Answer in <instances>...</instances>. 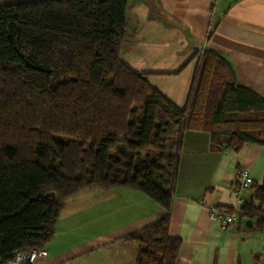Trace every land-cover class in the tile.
<instances>
[{
	"label": "trees",
	"instance_id": "1",
	"mask_svg": "<svg viewBox=\"0 0 264 264\" xmlns=\"http://www.w3.org/2000/svg\"><path fill=\"white\" fill-rule=\"evenodd\" d=\"M127 3L0 5V264L42 250L63 202L88 186L158 205L162 219L126 241L134 264H176L181 242L168 226L184 132L207 133L215 151L264 146V98L214 52L200 55L183 109L122 63ZM250 189L237 222L264 232V180Z\"/></svg>",
	"mask_w": 264,
	"mask_h": 264
},
{
	"label": "crops",
	"instance_id": "2",
	"mask_svg": "<svg viewBox=\"0 0 264 264\" xmlns=\"http://www.w3.org/2000/svg\"><path fill=\"white\" fill-rule=\"evenodd\" d=\"M126 22L120 60L146 74L148 84L177 108L187 104L198 59L205 51L222 58L239 85L264 98V0H128ZM181 152L168 226L169 235L181 242L176 264H260L264 232L251 231L253 221L242 219L222 229L209 214L211 209L236 213L250 200V188L236 191L237 176L248 172L254 185L262 183L264 146L244 144L238 151H215L207 133L186 131ZM99 189L101 201L93 203L105 210L92 211L83 197L69 209L66 205L74 199L64 201L53 238L42 249L46 257L34 264H75L89 257L96 261L100 255L108 264L135 263L137 247L126 238L160 221L164 212L139 192ZM75 207L73 214H64ZM65 216H73L79 225L87 221L92 228L106 229L94 233L90 242L65 243L68 227L58 233Z\"/></svg>",
	"mask_w": 264,
	"mask_h": 264
},
{
	"label": "rangeland",
	"instance_id": "3",
	"mask_svg": "<svg viewBox=\"0 0 264 264\" xmlns=\"http://www.w3.org/2000/svg\"><path fill=\"white\" fill-rule=\"evenodd\" d=\"M19 1H30V0H0V5L1 4H7V3H15V2H19ZM181 154H182V152H181ZM88 187L89 188L84 189L80 194H78L80 192L79 191L77 193V195L72 196V198L70 197L71 199H74V201H73L74 203H72V204L69 203V204L66 205V207L69 206L68 207V209H69V208L74 207L75 204L79 205L80 202L83 201L80 198L83 197L84 199L85 198L87 199L85 201L90 202V205L93 206L92 211H94L95 209H104L105 210L106 206H104L102 204L97 205V203H93V202L101 201L100 198L98 197V191H97V189H99V188H97L95 186H88ZM90 188H92V189H90ZM101 190L102 189H99V192L102 193ZM88 205H89V203H88ZM68 209H66V211ZM76 209H77V207L73 208L71 211H68L67 213H64V214H73ZM91 214H90V211H89L87 213V217L90 218ZM82 218L85 220L84 217H82ZM77 224L78 223L75 222V218H73V216H65L64 218H62V220L60 222V225H59L58 233L59 234L62 233L61 228L65 229L66 227H68L67 228V232H65V234L68 235V239L64 240L65 243H67L68 241H70L71 243L74 242L76 244L79 243V242H81L83 244L87 243V242H90L91 240H93L94 233H98V232L106 229V227H104L102 225H100V227L98 229L92 228L90 225H88L89 223L86 221V223L84 222L82 225L78 224V228L76 230L75 227L77 226ZM78 229H81V230H78ZM75 230H76V233H77L76 236L74 235ZM260 243H261L260 245L263 247L262 249L264 251V239H261ZM63 248H64L63 245L59 246V249H63ZM103 256L104 255H102V256L100 255L99 258H96V261H93L92 257H89V258H86V259H84V260H82V261H80L78 263H75V264H108L106 262L105 257H103ZM262 262H264V252L262 253L261 263L260 264H262Z\"/></svg>",
	"mask_w": 264,
	"mask_h": 264
},
{
	"label": "built area",
	"instance_id": "4",
	"mask_svg": "<svg viewBox=\"0 0 264 264\" xmlns=\"http://www.w3.org/2000/svg\"><path fill=\"white\" fill-rule=\"evenodd\" d=\"M237 177L239 184L236 191L238 193L250 188L254 184L253 179L248 172H240ZM209 219L218 224L222 229H225L237 221L238 215L235 212L211 209ZM45 257L46 253L43 250L16 251L11 262L13 264H34L37 259H43Z\"/></svg>",
	"mask_w": 264,
	"mask_h": 264
},
{
	"label": "water",
	"instance_id": "5",
	"mask_svg": "<svg viewBox=\"0 0 264 264\" xmlns=\"http://www.w3.org/2000/svg\"><path fill=\"white\" fill-rule=\"evenodd\" d=\"M50 196L52 197L53 195H52V194H46V195H45V198H48V197H50Z\"/></svg>",
	"mask_w": 264,
	"mask_h": 264
}]
</instances>
